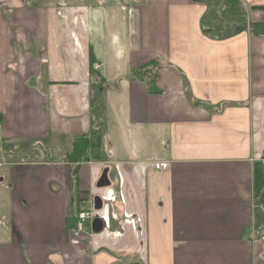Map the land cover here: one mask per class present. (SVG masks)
Here are the masks:
<instances>
[{
  "label": "crops",
  "instance_id": "1",
  "mask_svg": "<svg viewBox=\"0 0 264 264\" xmlns=\"http://www.w3.org/2000/svg\"><path fill=\"white\" fill-rule=\"evenodd\" d=\"M233 3L0 0V264H264V0Z\"/></svg>",
  "mask_w": 264,
  "mask_h": 264
},
{
  "label": "trees",
  "instance_id": "2",
  "mask_svg": "<svg viewBox=\"0 0 264 264\" xmlns=\"http://www.w3.org/2000/svg\"><path fill=\"white\" fill-rule=\"evenodd\" d=\"M205 1V0H201ZM139 73L136 72L135 75ZM1 122V115H0ZM101 158V143L100 138L98 136L88 137L83 136L77 139L74 143L73 150L67 155L66 159L69 163L78 164L83 161H89L90 159L99 160ZM262 168H257L256 172V187L257 189L264 187V177H262V173L260 172ZM264 198V194H263Z\"/></svg>",
  "mask_w": 264,
  "mask_h": 264
},
{
  "label": "rangeland",
  "instance_id": "3",
  "mask_svg": "<svg viewBox=\"0 0 264 264\" xmlns=\"http://www.w3.org/2000/svg\"><path fill=\"white\" fill-rule=\"evenodd\" d=\"M211 5H213V13L215 16H213L214 23L221 24L223 26H231V25H238L246 19V15L244 12V9L234 8V0H205ZM233 4V5H231ZM217 21V22H216ZM220 26V25H219ZM222 27V26H220ZM217 29V26L215 27ZM224 28V27H223ZM225 31L222 33V35H227L228 33L232 32V30H229V28H224ZM19 157V156H18ZM85 210L89 209V206H86L84 208ZM5 224V220H0V225ZM91 226V224H88V228Z\"/></svg>",
  "mask_w": 264,
  "mask_h": 264
},
{
  "label": "built area",
  "instance_id": "4",
  "mask_svg": "<svg viewBox=\"0 0 264 264\" xmlns=\"http://www.w3.org/2000/svg\"><path fill=\"white\" fill-rule=\"evenodd\" d=\"M98 215V211L93 208L90 210H83L77 215L75 226L70 232L73 244H78L79 237L90 232L88 224H91L96 218H98Z\"/></svg>",
  "mask_w": 264,
  "mask_h": 264
},
{
  "label": "water",
  "instance_id": "5",
  "mask_svg": "<svg viewBox=\"0 0 264 264\" xmlns=\"http://www.w3.org/2000/svg\"><path fill=\"white\" fill-rule=\"evenodd\" d=\"M110 186V181L108 179V169H105L99 182L97 183V188L98 189H103V188H108ZM103 208L102 201L100 198L95 199V210L96 211H101ZM104 229V222L100 218H96L93 221L92 224V231L94 234L101 233Z\"/></svg>",
  "mask_w": 264,
  "mask_h": 264
}]
</instances>
